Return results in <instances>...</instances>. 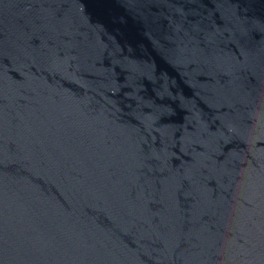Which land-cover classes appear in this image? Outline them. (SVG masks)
Listing matches in <instances>:
<instances>
[{"label":"water","instance_id":"1","mask_svg":"<svg viewBox=\"0 0 264 264\" xmlns=\"http://www.w3.org/2000/svg\"><path fill=\"white\" fill-rule=\"evenodd\" d=\"M0 264H264V0H0Z\"/></svg>","mask_w":264,"mask_h":264}]
</instances>
